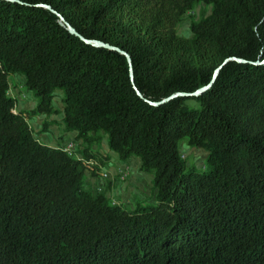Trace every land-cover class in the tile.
<instances>
[{
  "label": "trees",
  "instance_id": "16d2710c",
  "mask_svg": "<svg viewBox=\"0 0 264 264\" xmlns=\"http://www.w3.org/2000/svg\"><path fill=\"white\" fill-rule=\"evenodd\" d=\"M201 4L210 15L180 36ZM227 59L204 93L164 102ZM12 74L35 108L17 110ZM58 94L80 159L30 126ZM105 138L153 173L154 203L86 188ZM184 139L206 170L187 165ZM0 264H264V0H0Z\"/></svg>",
  "mask_w": 264,
  "mask_h": 264
},
{
  "label": "rangeland",
  "instance_id": "374dc122",
  "mask_svg": "<svg viewBox=\"0 0 264 264\" xmlns=\"http://www.w3.org/2000/svg\"><path fill=\"white\" fill-rule=\"evenodd\" d=\"M211 6H207L204 4L197 5L183 17L181 23L178 26V34L182 37H191V29L190 26L193 22L200 21L204 16H208L211 13ZM23 76L19 74H12L9 76V83H10V94L13 96L22 99H26L29 103L30 107L34 102L37 104V100L32 92H30L27 87L25 86V81L22 80ZM25 95V96H24ZM27 96V97H26ZM63 95L58 94L57 98L54 100V107L56 109L55 114L51 115L49 121L43 122L40 131L36 128V123H33V130L35 136L39 139L41 143L55 146V140L53 138L54 133L53 130H60L63 131L65 126L62 122L63 120V102L62 97ZM36 106V105H35ZM35 108V107H34ZM30 123V122H29ZM48 123L46 129L44 128V124ZM48 133V134H47ZM105 142H103L101 147H94L95 152H99L103 157V163H99L96 167H93L88 170L85 179V186L89 189L93 195H96L97 187L101 184L103 185L105 192L114 200L117 204H121L126 209H133L138 202H145V203H153L154 201V191L153 187H151V180L152 179L148 175H144L140 173V176L147 177L145 180H141L140 185H131L129 184L130 180L133 177L134 166L128 165L130 167V175L126 181H121L119 176V171L125 167V165H117L119 162L116 160L117 163L113 162L111 159L113 157L109 155L108 150L105 148ZM63 146V145H62ZM181 153L184 159L187 162L189 167H195L201 171L206 170V161H207V152L202 149H196L190 147L188 145L187 139H184L180 144ZM82 150V144L78 148L77 154L80 155V151ZM115 157L119 158L116 154ZM98 162V161H97ZM136 164H139L137 159H135ZM107 172L110 174V180L106 182H102L101 180V173ZM139 173V172H138ZM153 174V173H152ZM150 181V183H149ZM102 182V183H100ZM100 183V184H99ZM128 184V185H127ZM126 185V186H125ZM153 185V184H152Z\"/></svg>",
  "mask_w": 264,
  "mask_h": 264
},
{
  "label": "crops",
  "instance_id": "0c3cea01",
  "mask_svg": "<svg viewBox=\"0 0 264 264\" xmlns=\"http://www.w3.org/2000/svg\"><path fill=\"white\" fill-rule=\"evenodd\" d=\"M22 78V77H21ZM22 80H24L25 81V78L23 77L22 78ZM14 98H16L15 96H14ZM17 104V110H31V109H33L34 107H35V105H36V102H34L33 101V103H32V105L30 106V107H28L29 106V103H28V101L25 99H22V98H18L17 99V102H16ZM50 119H53V118H51V116L50 117H47V116H45V115H41V116H37V117H35L34 119H32L31 121H30V126L32 127V128H34V126H33V123H36V128H37V130L38 131H40V129H41V126H42V123L43 122H46V121H49ZM51 121V120H50ZM53 133H54V136H53V138H54V140H55V146H57V145H64V144H66L67 142H69V141H71V140H73V139H75L76 138V136H75V134L74 133H66L65 132V129L63 130V131H60V130H53L52 131ZM48 134V133H47ZM104 142H105V148L108 150V153H109V155H111L112 157H113V159H111L113 162H115V163H117L116 162V160H118L119 162L117 163V165H133L134 166V173H132L133 174V177H132V179L130 180V182H129V184L131 183V185L132 186H134L133 184H135V185H140L141 184V180H146L147 179V177H141L140 176V173L141 174H144V175H148V176H150L152 179H150L151 180V187H153V179H154V175L152 174V173H146V172H143L140 168H141V161L139 160V159H137V158H132V159H129V160H127V161H121L119 158H117V157H115V154L114 153H112L109 149H108V146H107V140H106V138H105V140H104ZM135 159H137V161H138V163L139 164H136V162H135ZM139 172V173H138ZM101 183V182H100ZM99 183V184H100ZM149 183H150V181H149ZM128 185V184H127ZM126 186V185H125ZM153 189V188H152ZM153 191H154V200H156V192H155V190L153 189ZM111 198H113V196H111ZM155 202V201H154ZM153 202V203H154Z\"/></svg>",
  "mask_w": 264,
  "mask_h": 264
},
{
  "label": "water",
  "instance_id": "95a60500",
  "mask_svg": "<svg viewBox=\"0 0 264 264\" xmlns=\"http://www.w3.org/2000/svg\"><path fill=\"white\" fill-rule=\"evenodd\" d=\"M9 1H13V0H9ZM42 6L45 7V8H47V9L52 10L49 6H46V5H42ZM59 16H60V15H59ZM60 19H61V21L64 22V24H66V26L68 27V29L70 30V32H71L72 34L79 36V37H80L83 41H85L86 43L93 44V45L96 46V47H104V48L109 49V50H115V51L120 52L122 55H125V56L127 57L128 62H129V64H130V66H131V59H130V57H129L125 52H123V51H121L120 49H118V48H116V47H113V46H111V45H109V44H104V43L97 42V41H88V40L84 39L83 37H81V36L77 33V31H76V30H75V29H74L69 23H67V22L65 21V19H64L62 16H60ZM230 60H231V59H227V60H226V61H225V62H224L219 68H217V69L215 70V73H214L213 79H212V81H211L207 86H205V87H203V88L197 90V91H196L195 93H193V94H184V93H178V94H175V95H173V96L167 98L166 100H164V102H165V101H168V100H171V99H173V98H175V97H178V96L197 97V96L201 95L202 93H204L206 90H208V89L214 84L215 79H216V77H217L218 74H219V71H220V70L223 68V66H224L225 64H227ZM232 60H235V61H238V62H242V61H241L240 59H238V58H232ZM138 93L140 94L139 91H138ZM153 105H158V103H153Z\"/></svg>",
  "mask_w": 264,
  "mask_h": 264
},
{
  "label": "built area",
  "instance_id": "2783aa9c",
  "mask_svg": "<svg viewBox=\"0 0 264 264\" xmlns=\"http://www.w3.org/2000/svg\"><path fill=\"white\" fill-rule=\"evenodd\" d=\"M11 92L9 91V95L11 96V97H14L13 96V94H10ZM25 96V95H24ZM27 97V96H26ZM80 145H81V142H79V141H77L76 139H73V140H71V141H69V142H67L66 144H64L63 146H62V148H63V150L65 151V152H67L70 156H73V157H76V158H78V159H80V158H82L81 157V155H78L77 154V150H78V148L80 147ZM92 165H96V166H98L99 165V163H97V162H92L91 163ZM129 175H130V167L128 166V165H125V167L124 168H122L120 171H119V178H120V180L121 181H126L127 180V178L129 177ZM101 180H102V182L104 181V182H106V181H109L110 180V174L109 173H107V172H102L101 173ZM101 182V183H102ZM96 191H97V193H102L103 191H104V187H103V185L101 184L100 186H98L97 187V189H96ZM113 201V204H117L114 200H112Z\"/></svg>",
  "mask_w": 264,
  "mask_h": 264
}]
</instances>
